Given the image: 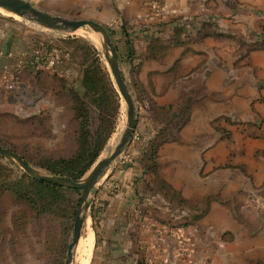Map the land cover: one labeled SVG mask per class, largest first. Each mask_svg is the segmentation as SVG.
I'll return each mask as SVG.
<instances>
[{
    "label": "crops",
    "instance_id": "crops-1",
    "mask_svg": "<svg viewBox=\"0 0 264 264\" xmlns=\"http://www.w3.org/2000/svg\"><path fill=\"white\" fill-rule=\"evenodd\" d=\"M90 1L99 12L96 20L112 26L109 33L126 67L139 109L137 140L92 202L91 209L96 210L92 263L164 264L166 252L174 251L171 237L163 238L162 249L157 240L156 229L176 226L175 212L170 202L150 188L143 152L162 128L154 111L176 106L190 92L196 98L180 141L166 144L160 151L166 166L163 175L191 203L218 196L231 205L214 199L194 226L182 228L200 252H194L192 260L182 264H251L264 260V127L257 135L261 140L248 138L244 148L235 147V156L229 162L232 167L222 170V143H216L211 125L223 114L235 117L241 108L245 112L239 120H254L249 107L255 93L250 92L260 84H255L246 71L243 74L223 68L220 59L222 54H238L235 38L247 37L258 14H264V0ZM176 30H183V44L170 48ZM6 73L19 86L10 91L0 84L1 133H10L13 122L23 123V119L41 111V104L30 100L32 92L38 87V78L52 77L57 67L51 71L37 57L19 53L12 34L0 29V77ZM225 90L229 94L223 102ZM238 91L246 93L245 99L238 97ZM27 95L29 100H25ZM257 107L264 117V106ZM0 138L4 136L0 134ZM206 139L213 140L208 152ZM114 184L121 188L117 195L111 193ZM251 195L258 197L251 200ZM235 205H239L238 211ZM146 219L152 229L143 227Z\"/></svg>",
    "mask_w": 264,
    "mask_h": 264
},
{
    "label": "rangeland",
    "instance_id": "rangeland-1",
    "mask_svg": "<svg viewBox=\"0 0 264 264\" xmlns=\"http://www.w3.org/2000/svg\"><path fill=\"white\" fill-rule=\"evenodd\" d=\"M24 1H31L32 4L29 3L37 9L54 16L69 20L95 21L103 25L108 32L112 28L110 24H104L96 20L100 18L99 12L91 5L90 0ZM253 24V27L248 30L250 33H247V37L240 35L234 37L238 43V54H222L220 59L223 68H232L243 74L246 71L249 77L255 79V84H260V86L253 87L252 92L249 91L255 93L254 97H250L252 101L249 107L250 116H254L255 121L242 122L239 120L240 117L244 118L245 110L241 108L238 109V115L235 117L223 114L211 123L215 130L216 143H222V170L232 167L229 162L230 158L235 156V147L243 146L244 148L248 138H254L255 141L261 140V137L257 135L264 127L263 111L257 107L259 105L264 106V85H262L264 83V14H258V18ZM0 29L12 34L15 50L19 53L27 54L28 58L37 57L43 66H46L48 60L53 57L56 61L57 73L52 77L40 76L38 87L33 92L31 91L33 97L31 99L28 95L25 97V100L30 99L35 103L39 102L42 108L41 111L36 115L23 119V123L13 122L14 129L10 133L0 132L4 136V138H0L1 148L16 153V155H21L30 163V166L44 175H53L46 168L52 166L57 160L73 158L79 149L78 138L82 119L78 117L74 109L73 93L77 92L81 96L85 94L83 78L87 65L85 63L86 44L95 47L99 53L100 63L104 71L109 74L120 99L118 106L114 98L110 99L108 97L106 81H101L98 91L87 100L89 105L87 108L89 118L87 127L89 131L94 134L96 130H104L109 120L113 122L114 131L107 140L97 161L82 178L84 179L99 161L108 158L114 152L127 125L126 103L124 104V100L117 89L103 47H100V43L97 46L84 33L87 31L92 35L101 36L90 27H84L78 30V33L72 35L59 34L2 10H0ZM221 36L224 35L221 34ZM68 38L77 40L65 41ZM247 40L249 41L246 42ZM43 58H46V61H43ZM122 69L136 99L135 91L129 82V76L123 63ZM237 93L239 98L245 99L246 93L244 91H238ZM228 94V90L223 91V102L225 95ZM186 98L189 99L188 111L185 114L187 122L183 127L188 123L191 116L194 99L196 98L195 93L190 92L188 97L184 96V99ZM158 119L159 125L165 128L167 126L165 121L162 120L161 116ZM164 119L166 120V118ZM172 126H180L179 121L175 120ZM236 129L237 132H235ZM236 134H238L237 137H235ZM179 135L176 140L163 144L158 149L154 159L150 160V157H146V167L148 169L146 175L151 180L152 191L171 203L175 212V227L187 229L194 226L206 213L212 200L215 199L225 205H231V203L218 196H209L200 204L191 203L184 198L181 190L176 189L166 181L163 175L166 166L160 151L166 144L179 142ZM135 137L136 133L119 160L113 164L107 176L100 181L97 187H102L109 180L114 170L119 167L122 157L126 156L127 149L132 142L137 140ZM212 141V139L205 140L206 152L213 148ZM186 156L189 157V155ZM202 158L205 161L204 156ZM0 163L9 168L13 178L24 172L18 165L2 157H0ZM146 167L144 168L146 169ZM257 197L251 195V200H256ZM79 206L76 209V215ZM234 208L238 211L239 205H235ZM75 220L76 217L74 219L71 206L64 205L62 212L49 213L35 209L32 204L27 202L18 201L8 191H0V264H65ZM90 231L95 233L91 209L88 212L72 264H93L96 241L94 246H91L90 251L83 256H81L79 248L80 243L89 238ZM194 252L195 255L200 253L198 248L197 250L194 248ZM195 255L193 254V256ZM251 264H264V260H254Z\"/></svg>",
    "mask_w": 264,
    "mask_h": 264
},
{
    "label": "trees",
    "instance_id": "trees-1",
    "mask_svg": "<svg viewBox=\"0 0 264 264\" xmlns=\"http://www.w3.org/2000/svg\"><path fill=\"white\" fill-rule=\"evenodd\" d=\"M182 32L183 30H176L174 32L170 48L172 46L183 44L180 40ZM207 35L208 34H206V36ZM70 40L72 41L77 39H65V41ZM85 54V63L87 64L83 78L85 94L81 96L77 92L73 93L74 109L78 117L82 119L80 135L78 138L79 149L73 158L67 160H57L52 166L46 168L48 172L55 176H61L74 180L82 179L90 170L93 164L97 161L107 140L114 131V125L111 120H109L108 124H106L104 130H96L94 134L89 131L87 127V124H89V118L87 115V108L89 106L87 104L88 98L93 96L98 91L101 81H106L108 85V97L110 99L114 98L118 103V106L120 99L109 74L104 71L100 63L98 57L99 53L96 48L86 44ZM43 61H46V58H43ZM188 101V98H183V100L176 106L157 108L154 111L155 119L158 121V117L161 116L167 126H165V128H161L157 135L146 144L143 152L144 167H146L147 164V156L150 157V160L154 159L158 149L163 144L178 138L179 131L187 122L185 114L188 111ZM164 118H166V120ZM175 120L179 121L180 126H172ZM18 156L30 165L24 157L21 155ZM147 171L148 169L146 167L145 172L147 173ZM150 188L153 190L152 185ZM0 191H8L12 193L18 201L22 203L27 202L32 204L35 209L49 213H57L58 211L62 212L64 205L71 206L74 219L76 217V209L79 206L81 196L83 194V191L81 190L63 188L54 184L32 179L24 172H21L19 176L13 178L12 172H10L9 168L2 163H0ZM91 217L93 221H95L96 210L94 208L91 209Z\"/></svg>",
    "mask_w": 264,
    "mask_h": 264
},
{
    "label": "water",
    "instance_id": "water-1",
    "mask_svg": "<svg viewBox=\"0 0 264 264\" xmlns=\"http://www.w3.org/2000/svg\"><path fill=\"white\" fill-rule=\"evenodd\" d=\"M0 10L17 14L26 21L59 34L72 35L84 27H90L93 29L101 36L104 54L111 68L117 89L126 103L127 125L122 133L118 146L108 158L99 161L84 179L74 180L61 176L44 175L30 166L20 156L0 147V157L18 165L31 178L63 188L83 191L81 205L77 210L73 234L65 260V264H72L88 212L92 207L94 196L100 187H97V185L107 176L113 164L119 160L128 145L131 143L135 134L139 115L137 101L131 91L130 85L128 84L125 72L122 69V60L117 47L114 44L110 33L103 25L91 20H69L63 17L54 16L37 9L24 0H0Z\"/></svg>",
    "mask_w": 264,
    "mask_h": 264
},
{
    "label": "built area",
    "instance_id": "built-area-1",
    "mask_svg": "<svg viewBox=\"0 0 264 264\" xmlns=\"http://www.w3.org/2000/svg\"><path fill=\"white\" fill-rule=\"evenodd\" d=\"M160 11L161 10H159V13ZM45 67L51 71H56L57 66L54 57L48 60V63ZM0 84H5L6 88L10 91L16 90L19 86L15 78H13L12 75L8 73L3 74L0 77ZM120 189L121 188L118 184H114L111 188L112 195L119 194ZM144 221L143 227L145 229H152L151 223L147 219ZM156 233L159 234L157 240L161 245V249L163 248L162 240L163 238L165 240L166 236L171 237L175 244V248L172 253L166 252L164 264H182V262L192 260L194 254V246L187 238L181 227L166 225L162 229H156Z\"/></svg>",
    "mask_w": 264,
    "mask_h": 264
},
{
    "label": "bare ground",
    "instance_id": "bare-ground-1",
    "mask_svg": "<svg viewBox=\"0 0 264 264\" xmlns=\"http://www.w3.org/2000/svg\"><path fill=\"white\" fill-rule=\"evenodd\" d=\"M8 13L10 15H13V16H18L17 14H14V13H11V12H8ZM84 34H86L92 40V42H94L97 46L100 43V47L102 48V40H101V37H99L98 35H92L90 33H87V31ZM123 102L125 104V101H123ZM125 125H126V122H125ZM92 242H93L92 241V232L90 231L89 232V238L87 240L83 241L82 243H80V245H79L80 246L79 248H80L81 256L87 254L90 251V248L93 245Z\"/></svg>",
    "mask_w": 264,
    "mask_h": 264
}]
</instances>
